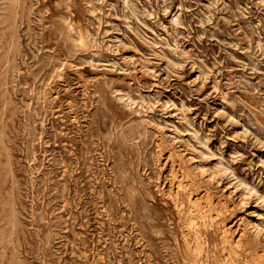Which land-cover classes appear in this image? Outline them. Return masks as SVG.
Here are the masks:
<instances>
[{
	"label": "rangeland",
	"instance_id": "obj_1",
	"mask_svg": "<svg viewBox=\"0 0 264 264\" xmlns=\"http://www.w3.org/2000/svg\"><path fill=\"white\" fill-rule=\"evenodd\" d=\"M0 264H264V0H0Z\"/></svg>",
	"mask_w": 264,
	"mask_h": 264
}]
</instances>
